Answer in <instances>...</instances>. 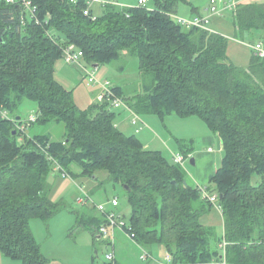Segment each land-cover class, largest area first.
<instances>
[{
    "label": "trees",
    "instance_id": "trees-1",
    "mask_svg": "<svg viewBox=\"0 0 264 264\" xmlns=\"http://www.w3.org/2000/svg\"><path fill=\"white\" fill-rule=\"evenodd\" d=\"M185 2L107 3L99 14L89 7L85 15L86 0H32L36 19L21 21L20 5L0 1L4 256L21 264H44L29 219L46 221L59 206L48 196L49 171L71 174L78 168L92 179L104 171L109 182L121 186L131 208L126 228L145 249L162 244L175 264H220L221 259L226 264H264V56L252 53L247 66L235 65L225 36L181 25L172 17ZM231 11L234 33H257L264 46V2L242 0ZM69 44L92 66L125 53L137 59L142 90L129 98L119 87L113 85V90L139 115L198 116L219 136L223 157L211 182L221 207V232L201 222L212 204L201 199L197 186L186 184L185 169L172 155L145 148L136 134L116 127L106 100L84 108L75 103L72 90L55 76L61 47ZM26 100L37 104L36 124L63 123L62 139L28 136L17 129ZM178 144L186 159L185 145L181 140ZM75 223H82L80 215ZM102 223L103 215L88 228L94 236Z\"/></svg>",
    "mask_w": 264,
    "mask_h": 264
},
{
    "label": "rangeland",
    "instance_id": "rangeland-1",
    "mask_svg": "<svg viewBox=\"0 0 264 264\" xmlns=\"http://www.w3.org/2000/svg\"><path fill=\"white\" fill-rule=\"evenodd\" d=\"M187 4L182 6L189 8L192 7H204L210 0H185ZM216 5H220V1L214 0ZM226 2H235L236 0H224ZM241 1V0H240ZM257 1V0H252ZM120 5H136L138 0H111V3ZM236 3V2H235ZM92 11L94 14H99L102 10V5L97 0L93 2ZM205 12V13H204ZM208 11H203L200 15H207ZM181 16V15H179ZM232 11H224L221 15H214L211 18L221 17L227 24H231ZM187 18V16H182ZM229 39H227V55L229 59L237 66H247L249 64L251 55L253 53L250 45L256 40V35H249L244 33L242 36L235 34L232 31L227 32ZM61 61L58 60L57 63ZM56 63V64H57ZM82 64L88 69L94 72V76L98 80H107L111 85L118 81L122 86V96L131 95V93H137L142 90L144 79L141 76L138 69V61L135 57L124 54L120 59L111 62L100 64L93 70L91 64L82 60ZM62 69V72H57L55 76L59 79L67 89L72 90L75 103L84 108L88 104L92 103L95 98V90L97 86L95 84L88 83L86 79V73L75 65ZM72 68V69H71ZM72 75L69 76V73ZM68 73V74H65ZM69 77L73 80H69ZM58 76V77H57ZM126 100V99H125ZM37 110V104L34 101L26 100L22 103L20 108L21 121L25 127L26 135L42 134L48 135L51 141H59L62 139L65 128L61 122H49L43 125L36 124L35 122H29L30 115L35 114ZM151 115L156 119L155 123L148 124L143 123L141 129L146 128L149 137L152 138V144L149 147L152 149H161L168 157L171 156V146L175 144L176 140H180L186 146L192 145L193 155L201 151L200 143L201 136L203 135L202 127L205 121L198 116H179L175 113H170L164 117H160L154 114H143L146 117ZM143 120V119H142ZM132 128L133 126L130 125ZM134 129V128H133ZM23 133V131H21ZM18 140H21L20 138ZM185 147L182 149L184 150ZM213 148V146H211ZM214 150V149H213ZM167 151V152H166ZM205 151V150H204ZM192 156V157H194ZM191 157V156H190ZM184 161V169L188 178L195 177L193 172V166L189 162V158ZM66 172V171H65ZM64 170L58 168L51 169L48 173V181L50 183V191L48 193L49 198L58 203L56 211L44 221L40 217H31L29 219V227L32 232V236L35 241L40 245L42 255L44 256V264H110L105 259L106 253L114 251V258L117 259V264H140L139 254L146 250L143 247L135 244L133 240L128 242L131 247L126 244L123 245V251L119 253V242L115 239L114 244L107 243L105 239L100 240L93 239L87 232L89 227L100 219L102 213L97 209V205L102 204L106 206V209L110 206V200L116 197L118 199L119 206L114 208V211L119 213L117 220H124L128 223L131 208L127 199L124 197L121 186L113 184L106 179V173L101 171L98 173V179H92L88 176L79 174V169L75 168L76 173L65 174ZM194 180L197 178H193ZM197 181V180H195ZM202 187H206L208 179L203 181H197ZM212 186V184H210ZM85 194L89 197L83 204L76 202L77 198L82 196L85 198ZM216 195V193L211 192ZM218 195V194H217ZM79 208V209H76ZM77 215L81 216L83 222L80 225L75 223ZM201 222L205 225L216 226L217 231L221 232L220 225V213L214 208L201 216ZM222 224V223H221ZM87 226V227H85ZM220 244H218L219 246ZM212 248L217 249L215 241L211 243ZM136 248V249H135ZM153 252V259L159 264H170L165 260L166 252L162 244L151 245ZM219 248V247H218ZM220 252V249H218ZM1 254V253H0ZM137 254L136 256H134ZM157 254V255H156ZM128 257L130 260H128ZM136 259L138 261H136ZM13 264L19 263L17 258L6 257L0 255V264ZM143 262V261H142ZM143 264H147L144 261Z\"/></svg>",
    "mask_w": 264,
    "mask_h": 264
},
{
    "label": "crops",
    "instance_id": "crops-1",
    "mask_svg": "<svg viewBox=\"0 0 264 264\" xmlns=\"http://www.w3.org/2000/svg\"><path fill=\"white\" fill-rule=\"evenodd\" d=\"M242 1V0H241ZM210 2V1H209ZM236 3L240 2V0H236L235 1ZM234 2V3H235ZM257 2H264V0H257ZM224 3H227L226 1H220V5H223ZM138 4V2H137ZM136 4V5H137ZM184 4H187V2L185 3H180L177 7V12L175 13L176 15H181V16H187V18H192L194 15L196 14H201L203 13V11H208V7H209V3L204 6L203 8L198 6V7H192L191 8V11H189V8H186L182 5ZM120 5V4H118ZM136 5H120V6H136ZM92 6V5H91ZM233 12V11H232ZM205 13V12H204ZM207 30L208 31H211V32H215V33H219V34H222L223 36H225L227 39H229L227 36L228 35V31H232L234 32L233 30V26H232V23L229 25L227 24L225 21L222 20L221 17H217V18H211V20L209 21V24L207 25ZM249 35H256L257 36V33L255 34H251V33H247ZM255 36V37H256ZM262 42L261 40L257 39L255 40L254 43L256 42ZM253 43V44H254ZM68 63H65L62 59L61 61H59L56 66H55V69H56V75L58 74L57 72L61 71L62 72V69L67 67ZM70 66H72L73 64H69ZM99 65H94V67H98ZM73 67V66H72ZM76 67V65H75ZM78 67V66H77ZM72 69V68H71ZM65 74H68V73H65ZM72 75V71H71V74L69 73V76ZM63 76V75H62ZM58 77V76H57ZM64 77V76H63ZM71 77V76H70ZM64 78H68L69 80H73L74 77H72V79H70L69 77H64ZM59 80V79H58ZM60 81V80H59ZM61 82V81H60ZM62 83V82H61ZM63 84V83H62ZM114 86L116 87H119L120 88V91L122 90V86L120 84L121 83H118V81L114 82L113 83ZM64 85V84H63ZM133 93H131V95L129 96H132ZM93 103H103L99 98H98V89L95 90V98L93 99L92 103L88 104V105H91ZM87 105V106H88ZM86 106V107H87ZM114 113H115V119H114V124L116 127L120 128L122 131L126 132V133H134L136 134V136L138 137V139L141 141V143L143 144V146L145 148H148V149H152V147H149L150 144H152V138L149 137V134L147 132V130H145L146 128H143V129H140L138 132H135V127L133 126V128L130 126L131 124L129 123V115L126 111L124 110H114ZM141 116V115H140ZM142 119H143V122H146L147 125L150 123V124H153L155 123V120L154 118L151 117V115H148L147 118L142 116ZM202 122V124L204 125V127H202V131H203V135L201 136V143H200V148H201V151L198 152L197 154H195V156L193 155V148H192V145L189 146H186L185 147V150L188 151L187 155L188 157L190 158H193L194 159V163H190L192 166H193V172H195V177H192V178H188L186 175H185V182L186 184L188 185H191V186H199L200 184L197 182V181H203L205 178L208 179V185L205 187L207 189V191L211 194V192H214L216 193V188H215V184L211 182V179L213 177V175L215 174V171L216 169L220 166V163H221V159L223 157V149H222V143H221V140L219 138V136L215 133H212V131L208 128V126L206 125V123H204L202 120H200ZM211 146H213V148H211ZM214 149V150H213ZM153 150H161V149H153ZM205 150V151H204ZM162 151V150H161ZM171 155L173 153H180V147H179V144H178V141L176 140L175 144L171 146ZM163 152V151H162ZM167 152V151H166ZM194 156V157H192ZM187 157V158H188ZM186 158V159H187ZM190 158H189V162H190ZM185 161V160H184ZM185 166V164H183V167ZM193 178H197L195 181ZM212 184V186L210 185ZM201 186V185H200ZM200 197L201 199L205 200L204 198H202V195L200 194ZM110 206L107 208V211H114V208H116L117 206H119V203L117 206H112L111 204H109ZM215 209L217 210L219 213H220V225H219V228L221 229L220 231H222V216H221V209H219L217 206L215 205H212L211 209ZM76 209H79V208H76ZM210 209V210H211ZM115 212V211H114ZM117 213V212H116ZM207 213V212H206ZM119 214V213H117ZM205 214V213H204ZM203 214V215H204ZM76 217V216H75ZM76 222V220H75ZM83 222V220H82ZM102 224H106V223H102ZM210 226V225H208ZM212 226V225H211ZM216 227V226H215ZM217 228V227H216ZM87 234L90 235L91 238L93 239H97V240H100L101 238L105 239V241L107 243H110V244H114L115 242V239L117 238L118 239V242L120 243L119 244V253L120 251H123V245H127L128 247H133V246H130L132 244H130L128 241L130 240L129 236L127 235V233L121 229H115L113 231V236L111 237H105L104 235H101L99 232L96 233V236H94V234L89 230V232H87ZM132 240V239H131ZM134 241V240H133ZM135 244L139 245L141 248L142 246L140 244H138L136 241L134 242ZM130 244V245H128ZM151 247V246H150ZM146 248L145 251L148 252V257L146 258H141L142 254L140 253L139 249L135 248L137 250V253L139 254V259L141 260V262H139L140 264H143L144 261H147V264H159L156 260L157 259H153V250L152 248ZM164 247V246H163ZM144 248V247H143ZM145 249V248H144ZM165 252L168 253L166 251V249L164 248ZM1 253V252H0ZM0 255H3L2 253ZM137 254H135L134 256H136ZM157 255V254H156ZM166 256V255H165ZM106 259V258H105ZM117 259L118 258H114V262H110L111 264H117ZM128 260H130V258L128 257ZM165 260L170 263V264H175L171 261H168L166 258ZM131 261V260H130ZM136 261H138L136 259ZM143 261V262H142ZM109 262V261H108ZM9 264H13L12 262H10ZM16 264H19V263H16ZM21 264V263H20Z\"/></svg>",
    "mask_w": 264,
    "mask_h": 264
},
{
    "label": "built area",
    "instance_id": "built-area-1",
    "mask_svg": "<svg viewBox=\"0 0 264 264\" xmlns=\"http://www.w3.org/2000/svg\"><path fill=\"white\" fill-rule=\"evenodd\" d=\"M4 1L9 4H17L20 5L23 8V14L21 15L20 19L21 21H24V18L26 16H30L33 19L35 18V11L36 8L34 7L32 0H0ZM74 1V0H72ZM96 0H86L87 7L83 10V14L88 15L89 14V7L93 4V2ZM101 5H105L107 3H111V0H97ZM149 0H138V5H145ZM113 3V2H112ZM236 3H224L223 5H216V2L214 0H210L209 7H208V14L204 16H198L193 18H184L182 16H178L176 14H173L172 17L181 25L184 26H196L207 30V25L209 23L210 17L214 15H221L224 11L233 10ZM250 48L252 49L253 53L259 57L264 56V46L263 43L258 41L254 44L250 45ZM62 51V60L65 63L73 64L81 68L86 73V79L88 83L95 84L98 89V98L101 101L106 100L109 103V107L113 110H124L129 115V123L136 127V131L138 132L142 125L143 120L141 116L136 113L132 108L128 106L126 101L123 99V97L117 95L113 90V85L109 83L107 80H98L94 76V72L91 70H88L83 64H82V51L74 46L73 44L65 45L61 47ZM96 67L93 66V70ZM3 116H6V112H2ZM37 118V114H32L29 116L28 121L33 122ZM17 129L19 131H23L25 127L23 124L17 125ZM173 160L175 162H178L179 164L183 165L185 158L178 154L173 153L172 154ZM199 189L200 194L202 195V198H204L206 201L210 202L212 205L217 206L219 209H221L220 205L218 204V195L210 194L205 187L197 186ZM89 197L88 194H85V198L79 195L76 202L78 204H83L85 201H87V198ZM110 204L112 206L118 205V199L114 197L110 200ZM97 209L102 213L103 216L106 218V224H101L99 226V233L101 235H104L105 237H111L113 236V231L115 229H121L127 233L130 239L134 240V234L129 231V228H126V223L124 220H117L116 217H119V214H117L114 211H107L106 206L99 204L97 205ZM135 241V240H134ZM148 257V252L144 251L141 258ZM106 260L109 262H114V251L106 253L105 255ZM165 258L168 261L172 260V257L169 253H166ZM220 264H226L225 259H221Z\"/></svg>",
    "mask_w": 264,
    "mask_h": 264
},
{
    "label": "water",
    "instance_id": "water-1",
    "mask_svg": "<svg viewBox=\"0 0 264 264\" xmlns=\"http://www.w3.org/2000/svg\"><path fill=\"white\" fill-rule=\"evenodd\" d=\"M190 163H194V159L193 158H190ZM220 197H221V195H220Z\"/></svg>",
    "mask_w": 264,
    "mask_h": 264
}]
</instances>
